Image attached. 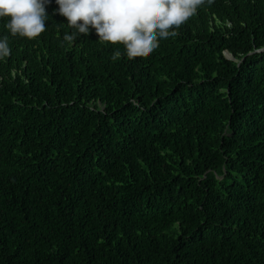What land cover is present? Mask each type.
Listing matches in <instances>:
<instances>
[{
    "label": "trees",
    "instance_id": "16d2710c",
    "mask_svg": "<svg viewBox=\"0 0 264 264\" xmlns=\"http://www.w3.org/2000/svg\"><path fill=\"white\" fill-rule=\"evenodd\" d=\"M56 8L0 19V264H264V0L134 59Z\"/></svg>",
    "mask_w": 264,
    "mask_h": 264
},
{
    "label": "clouds",
    "instance_id": "9594fccd",
    "mask_svg": "<svg viewBox=\"0 0 264 264\" xmlns=\"http://www.w3.org/2000/svg\"><path fill=\"white\" fill-rule=\"evenodd\" d=\"M204 0H55L54 13L66 18L73 29L64 40L71 43L79 35L87 37L93 30L98 41L122 44L129 59L148 56L160 41L177 35L176 29L192 17ZM52 0H0V19L12 36L29 40L46 30V12ZM11 49L0 38V60ZM120 52L113 55L117 59Z\"/></svg>",
    "mask_w": 264,
    "mask_h": 264
},
{
    "label": "rangeland",
    "instance_id": "374dc122",
    "mask_svg": "<svg viewBox=\"0 0 264 264\" xmlns=\"http://www.w3.org/2000/svg\"><path fill=\"white\" fill-rule=\"evenodd\" d=\"M225 56L228 57V55L225 53Z\"/></svg>",
    "mask_w": 264,
    "mask_h": 264
}]
</instances>
